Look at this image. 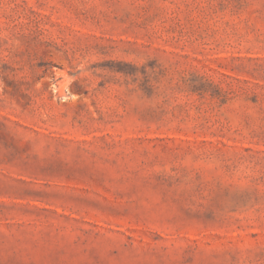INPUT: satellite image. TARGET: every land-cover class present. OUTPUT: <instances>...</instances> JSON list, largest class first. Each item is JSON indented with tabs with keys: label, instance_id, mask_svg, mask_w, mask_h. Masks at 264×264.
<instances>
[{
	"label": "rangeland",
	"instance_id": "obj_1",
	"mask_svg": "<svg viewBox=\"0 0 264 264\" xmlns=\"http://www.w3.org/2000/svg\"><path fill=\"white\" fill-rule=\"evenodd\" d=\"M0 264H264V0H0Z\"/></svg>",
	"mask_w": 264,
	"mask_h": 264
}]
</instances>
